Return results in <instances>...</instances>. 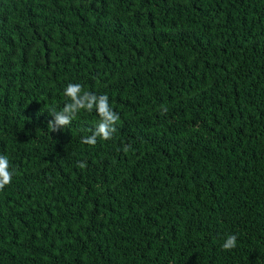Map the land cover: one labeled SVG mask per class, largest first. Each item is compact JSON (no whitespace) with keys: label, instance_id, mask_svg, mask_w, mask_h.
<instances>
[{"label":"trees","instance_id":"1","mask_svg":"<svg viewBox=\"0 0 264 264\" xmlns=\"http://www.w3.org/2000/svg\"><path fill=\"white\" fill-rule=\"evenodd\" d=\"M0 155V264H264V0H0Z\"/></svg>","mask_w":264,"mask_h":264},{"label":"clouds","instance_id":"2","mask_svg":"<svg viewBox=\"0 0 264 264\" xmlns=\"http://www.w3.org/2000/svg\"><path fill=\"white\" fill-rule=\"evenodd\" d=\"M64 95L69 98L70 102L66 103L61 111L49 112L54 119L48 124L51 131H57L60 128L69 126L80 110L92 111L96 110L100 116V123L90 137L82 139V143L94 146L97 142V137L104 140L112 138V134L116 131L115 125L119 121V114L116 113L109 105L107 95L97 96L91 92L83 91L81 84L69 83ZM127 150V149H126ZM80 167H86V164L81 163ZM13 172L10 170L8 157L0 155V190L12 181ZM237 237L229 235L222 245L225 250H230L236 247Z\"/></svg>","mask_w":264,"mask_h":264}]
</instances>
